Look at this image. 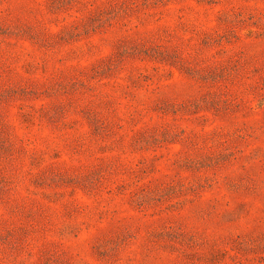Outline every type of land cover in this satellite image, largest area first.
<instances>
[{"label": "rangeland", "instance_id": "374dc122", "mask_svg": "<svg viewBox=\"0 0 264 264\" xmlns=\"http://www.w3.org/2000/svg\"><path fill=\"white\" fill-rule=\"evenodd\" d=\"M0 264H264V0H0Z\"/></svg>", "mask_w": 264, "mask_h": 264}]
</instances>
